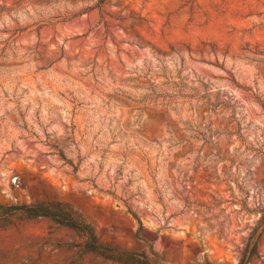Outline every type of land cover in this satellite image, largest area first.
Returning <instances> with one entry per match:
<instances>
[{
    "label": "rangeland",
    "instance_id": "1",
    "mask_svg": "<svg viewBox=\"0 0 264 264\" xmlns=\"http://www.w3.org/2000/svg\"><path fill=\"white\" fill-rule=\"evenodd\" d=\"M34 203L158 264L257 228L264 264V0H0V206ZM78 243L12 219L0 264H115Z\"/></svg>",
    "mask_w": 264,
    "mask_h": 264
},
{
    "label": "trees",
    "instance_id": "2",
    "mask_svg": "<svg viewBox=\"0 0 264 264\" xmlns=\"http://www.w3.org/2000/svg\"><path fill=\"white\" fill-rule=\"evenodd\" d=\"M264 220V211L262 213ZM12 219H48L52 223L71 230L79 238L75 245L81 253H90L115 264H158L145 253L124 252L105 248L98 244L96 233L77 211L60 203H34L29 205L0 206V228L10 224ZM261 222H258L259 225ZM261 233L254 228L247 238L237 264H253L258 259L257 247ZM160 264V263H159Z\"/></svg>",
    "mask_w": 264,
    "mask_h": 264
}]
</instances>
